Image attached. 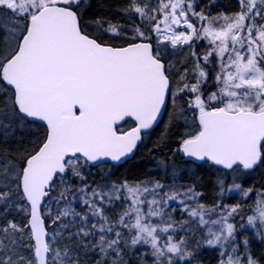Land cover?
Here are the masks:
<instances>
[{"label": "snow or ice", "instance_id": "6c2138e0", "mask_svg": "<svg viewBox=\"0 0 264 264\" xmlns=\"http://www.w3.org/2000/svg\"><path fill=\"white\" fill-rule=\"evenodd\" d=\"M0 264H264V0H0Z\"/></svg>", "mask_w": 264, "mask_h": 264}]
</instances>
